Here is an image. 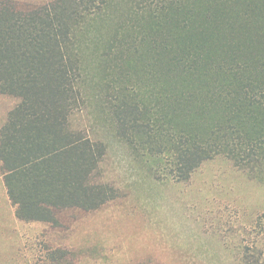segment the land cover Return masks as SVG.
<instances>
[{"label": "trees", "instance_id": "obj_1", "mask_svg": "<svg viewBox=\"0 0 264 264\" xmlns=\"http://www.w3.org/2000/svg\"><path fill=\"white\" fill-rule=\"evenodd\" d=\"M99 61L106 91L91 97ZM0 92L18 99L0 161L23 220L58 226L116 198L95 179L106 144L72 126L87 96L160 178L217 156L264 176V0H0Z\"/></svg>", "mask_w": 264, "mask_h": 264}, {"label": "rangeland", "instance_id": "obj_2", "mask_svg": "<svg viewBox=\"0 0 264 264\" xmlns=\"http://www.w3.org/2000/svg\"><path fill=\"white\" fill-rule=\"evenodd\" d=\"M129 8L128 1L113 7L116 20ZM106 70L101 61L92 68L85 94L106 91ZM91 97L71 122L106 144L95 179L113 186L116 198L95 210L60 211L58 226L23 220L0 161V264H264V176L217 156L188 181L160 178L151 168L157 163L136 156ZM17 102L0 92V129Z\"/></svg>", "mask_w": 264, "mask_h": 264}]
</instances>
